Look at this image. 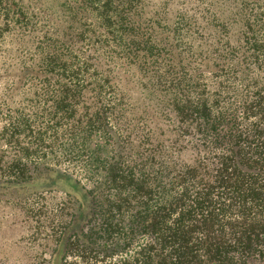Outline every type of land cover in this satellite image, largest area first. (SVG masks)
<instances>
[{
	"label": "trees",
	"instance_id": "trees-1",
	"mask_svg": "<svg viewBox=\"0 0 264 264\" xmlns=\"http://www.w3.org/2000/svg\"><path fill=\"white\" fill-rule=\"evenodd\" d=\"M219 1L0 0V43L29 53L17 82L56 93L25 113L0 101V139L25 160L60 139L109 147L93 190L59 177L79 215L48 264L104 262L139 241L121 264H264V25Z\"/></svg>",
	"mask_w": 264,
	"mask_h": 264
},
{
	"label": "rangeland",
	"instance_id": "rangeland-1",
	"mask_svg": "<svg viewBox=\"0 0 264 264\" xmlns=\"http://www.w3.org/2000/svg\"><path fill=\"white\" fill-rule=\"evenodd\" d=\"M29 1L31 0H23V3ZM36 1L37 6L44 9L52 5L57 6L61 0ZM158 1L149 0V3L154 4ZM193 5V2L189 1L186 8ZM242 6L249 9L250 23L255 24L254 26L264 25V0H246L245 3L241 0H221L216 4L220 12L237 10ZM11 39L6 36L3 43H0V101L12 103L13 106L14 101L22 100L25 103L19 106L23 107L21 111L24 113L30 109H47L53 102L51 97L56 93L53 90L46 92L39 85H34L30 89L24 83L17 82V77L23 75L21 69L24 64L26 65L24 59L29 53L26 49L17 48L19 46ZM261 39L264 40V33ZM128 78L131 79L130 76ZM261 87H264V83ZM9 92H14L13 101L7 97ZM34 95L42 101L43 97L48 102L45 104L43 101L36 106V103L30 101ZM0 112L1 133L11 121V115L2 110ZM82 137L79 136L76 140L81 141ZM61 140L57 145L59 151H56V155L44 151L35 158L25 160L18 159L14 150L6 145L5 139H0V264H48L52 249L55 247L52 236L57 237L64 232L66 225L79 215L75 191L68 182L66 184L58 181L59 177L74 178L82 183L86 190H93L104 177L101 162L110 154L103 137L97 135L86 147L80 145L79 148L71 150L68 141L60 143ZM84 148L89 155L83 157V160L79 154ZM68 153L70 156H66L65 162L54 164L55 156L63 159ZM18 179L22 180L21 183L16 182ZM141 243L139 241L134 244L129 251L105 258L104 262L96 260L90 263L121 264L137 252V247ZM69 263L87 264L80 257H73Z\"/></svg>",
	"mask_w": 264,
	"mask_h": 264
}]
</instances>
